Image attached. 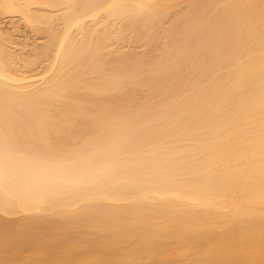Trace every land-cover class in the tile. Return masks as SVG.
I'll return each instance as SVG.
<instances>
[{
    "label": "bare ground",
    "instance_id": "6f19581e",
    "mask_svg": "<svg viewBox=\"0 0 264 264\" xmlns=\"http://www.w3.org/2000/svg\"><path fill=\"white\" fill-rule=\"evenodd\" d=\"M0 12V264H264V0Z\"/></svg>",
    "mask_w": 264,
    "mask_h": 264
},
{
    "label": "rangeland",
    "instance_id": "374dc122",
    "mask_svg": "<svg viewBox=\"0 0 264 264\" xmlns=\"http://www.w3.org/2000/svg\"><path fill=\"white\" fill-rule=\"evenodd\" d=\"M59 13V12H58ZM22 20V17L20 18V15H3L1 12H0V24L1 25H3V26H0V27H4V28H9V29H11L13 32H17V31H20V29H21V31L18 33H12L9 29H7V30H9L8 32L10 33H12L11 35H14L15 37H13V39L14 38H19V40H22L23 38H24V41H25V39H27V41H30V42H28V43H32L31 44V46L33 45V44H36L37 42V44H39L40 42H42L41 40H43V38H42V36H40L39 35V37H37V35H35V33L32 31H30V26H27V25H24L25 23H22L23 22V20ZM3 23V24H2ZM20 24V25H19ZM6 27H5V26ZM19 25V26H18ZM13 26H14V28H13ZM16 26V27H15ZM26 26H27V28H26ZM11 27V28H10ZM20 28V29H19ZM15 29V30H14ZM5 30V29H4ZM32 33V34H31ZM25 37H27V38H25ZM20 38H22V39H20ZM19 40H17V42L16 43H18L19 42ZM16 41V40H15ZM15 41H14V43H15ZM24 41H22V42H20V43H24ZM27 41H25V42H27ZM20 43H18V48H19V44ZM29 44V45H30ZM13 45H15V44H12L11 46H13ZM17 46V45H16ZM15 46V47H16ZM15 47L13 46V48L15 49ZM30 47V46H29ZM17 47H16V49L17 50H19ZM15 49V51H17ZM38 70H40V68L38 69ZM3 216V215H2ZM6 216V215H5ZM3 216L4 218H8L9 216ZM13 218H16V219H18V217H13ZM13 218H9V219H13ZM19 218H21V216H19Z\"/></svg>",
    "mask_w": 264,
    "mask_h": 264
}]
</instances>
